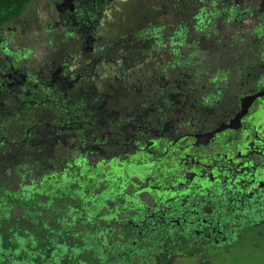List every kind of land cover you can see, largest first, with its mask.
Wrapping results in <instances>:
<instances>
[{
    "label": "flooded vegetation",
    "instance_id": "obj_1",
    "mask_svg": "<svg viewBox=\"0 0 264 264\" xmlns=\"http://www.w3.org/2000/svg\"><path fill=\"white\" fill-rule=\"evenodd\" d=\"M110 1H55L56 19L44 30L57 33L39 69L15 62L30 58V47L13 52L0 39V151L17 154L43 138L49 169L85 163L117 171L149 206L148 218L195 238L201 249L226 242L241 222L264 224V0L247 2L260 15L250 27L261 32L252 31L238 55H226L220 70L183 75L175 91L164 79L162 102L151 103L147 93L144 106L128 94L131 81L119 77L128 70L124 56L110 52L120 42L108 38L115 24L101 23ZM11 23L0 32H18ZM19 26L26 34L29 25Z\"/></svg>",
    "mask_w": 264,
    "mask_h": 264
},
{
    "label": "trees",
    "instance_id": "obj_2",
    "mask_svg": "<svg viewBox=\"0 0 264 264\" xmlns=\"http://www.w3.org/2000/svg\"><path fill=\"white\" fill-rule=\"evenodd\" d=\"M33 1L0 0V28L19 19ZM133 1L122 8L125 18L113 20L116 31L108 38L120 40L110 52L124 56L128 72L121 70L119 77L131 81L128 94L138 105H145L147 93L151 103L162 102L164 79L175 91L183 75L195 78L220 70L226 55H238L252 31L261 32L258 26L239 36L224 31L225 25L255 24L260 15L251 4L160 0L149 7L136 0L149 12L131 22L127 11ZM161 15L175 22L162 24ZM166 102L173 108L174 100ZM153 108L156 118L159 108ZM39 141L23 144L17 154L0 151V264H172L193 251L195 238L148 218L149 206L126 189L123 174L85 163L49 169L50 145Z\"/></svg>",
    "mask_w": 264,
    "mask_h": 264
},
{
    "label": "rangeland",
    "instance_id": "obj_3",
    "mask_svg": "<svg viewBox=\"0 0 264 264\" xmlns=\"http://www.w3.org/2000/svg\"><path fill=\"white\" fill-rule=\"evenodd\" d=\"M59 0H35L33 1L26 11L20 16L19 19L13 21L9 27L18 28V32L9 33V31L4 30L3 33L0 32V39L6 40L5 46L15 52L20 47L28 46L32 49V54L30 58L26 60L15 59L18 67L34 68L39 69L41 66L45 65L42 57L51 49V46L47 41L54 36L57 31L47 33L44 30L45 24L47 22H52L56 19V9L54 2ZM129 0H111L109 5L106 6V11L104 12L101 23L109 21L113 22L114 19H118L120 15H124L125 18V8L124 4ZM160 0H145V2L151 6H155ZM240 3L242 7L247 5V2L256 4L259 7L260 0H232ZM258 1V2H256ZM64 3L65 0H62ZM138 2L135 0L131 2L132 8L127 11L128 17H132L130 21L135 22L137 18H140L142 14L146 11L149 12L148 6L146 10L140 7ZM135 15L137 17H135ZM184 17L179 16L178 20H182ZM160 23L168 24L169 26L175 22L172 16H160ZM253 22V21H252ZM250 21L243 22L242 26L231 28L229 25H225L224 31L230 36H239L250 27L252 23ZM18 24V25H16ZM20 24L29 25L26 34L21 35L23 26ZM36 24V26H34ZM253 24V23H252ZM129 25V24H128ZM127 25V26H128ZM26 28V27H25ZM22 29V30H21ZM34 29V30H32ZM114 31L115 28L113 29ZM122 30V29H121ZM4 58V53L0 55ZM10 58L13 59L12 55ZM136 203V202H135ZM251 218L250 220L256 221L257 219ZM249 222V221H248ZM241 228L238 229L237 233L231 236H227L226 242H221L219 246H214L207 249H201V247H194L193 251L186 257H177L172 264H264V226L263 224L247 223L241 222ZM233 236V237H232ZM196 244V243H195ZM206 250V251H205Z\"/></svg>",
    "mask_w": 264,
    "mask_h": 264
},
{
    "label": "water",
    "instance_id": "obj_4",
    "mask_svg": "<svg viewBox=\"0 0 264 264\" xmlns=\"http://www.w3.org/2000/svg\"><path fill=\"white\" fill-rule=\"evenodd\" d=\"M245 113V109L243 108L239 113H238V117H241L242 115H244ZM239 120H236V122H238Z\"/></svg>",
    "mask_w": 264,
    "mask_h": 264
}]
</instances>
